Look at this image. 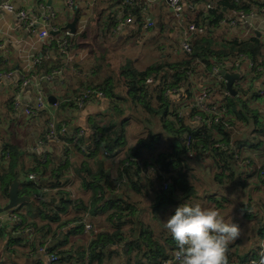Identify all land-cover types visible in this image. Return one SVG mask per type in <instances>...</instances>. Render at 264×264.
Returning a JSON list of instances; mask_svg holds the SVG:
<instances>
[{
  "label": "crops",
  "instance_id": "crops-1",
  "mask_svg": "<svg viewBox=\"0 0 264 264\" xmlns=\"http://www.w3.org/2000/svg\"><path fill=\"white\" fill-rule=\"evenodd\" d=\"M8 1L12 4L13 9H27L32 16H37L40 3H44L46 6L49 3L48 8L55 13L52 22L60 28H63L73 18L74 11L67 9L65 0ZM74 1L77 6V23L75 32L69 38V49L74 50L77 57L75 61L71 62H66L56 54L52 40L55 34L40 38L38 29L24 28L19 25V20L13 12L0 10V158L7 151L6 149L12 148L7 165L10 159L14 158L16 161L15 175L19 173L18 193L29 197V201L23 202L25 204L21 203L23 205L20 204V206L26 219L36 231L34 237L30 239L31 236H28V232L16 230L9 221L3 222L0 225V264H44V255L35 250L40 243L55 250H69V260L72 261L75 253H78L82 246L85 247L97 233L114 232L116 222L110 219L109 213L116 199L124 200L129 206V215L126 217L127 229L121 230L123 238L105 246L107 253L102 257L100 264H149V262L144 263V261L137 260L140 254L133 248L130 250V241L135 240L140 227L145 226L152 230L150 239L157 242L164 239L163 232L156 231L158 225L156 230L153 229V225L159 222L164 224L179 204L169 205L166 208L167 215L163 211L162 214L165 213V215L160 220L149 219V205L158 201L160 192L155 174L149 173L148 176H144L140 173L139 178L133 175L126 177L128 182L122 183L120 191L108 193L104 200H100L96 196L100 190L98 186L100 187L104 182L96 180L93 175L107 169L110 171L106 174L107 180L110 182L117 177L118 166L129 154L137 155L128 157L141 156L152 159L159 151L172 152L174 135L168 131L165 132L164 125L159 121V115H155L152 126L148 122L147 113L138 102L129 101L124 85L127 77L123 72L127 68L142 70L149 65L179 60L182 57L180 55L182 34L174 23L171 10L165 0H154L148 4V16L154 24L143 32L140 31V24L135 20V17L131 24L119 29L113 27L108 9L116 0H95L90 9L86 7L88 0ZM181 1L185 16L194 22L204 23V34L212 36L216 41H227L233 38L246 40L256 36L262 43L261 51L264 53V15L259 11V6H262L264 0H243V10L254 7L255 14L246 22H237L234 25L221 21L226 12L234 4H238L234 0ZM212 1H216L220 6L218 10L207 8V3ZM220 1L223 2L222 6ZM136 3L138 4L137 0L134 5ZM131 8L133 11L134 7ZM82 19H85V26L83 30L77 32V27ZM29 48L32 53L40 56V62L34 66H30L31 62L23 54V51ZM227 60L231 61L232 57ZM59 68L61 69L59 74L50 75L51 71ZM227 70L229 72L242 71L240 76L242 82L238 85V88H242L240 92L242 95L239 97L238 94L229 96L233 99L241 97L245 100L250 108L259 112V120L263 122L264 98L259 95L258 91L264 86V70L252 72L245 62L241 63L238 68ZM25 79L26 83L23 82ZM103 80H108L106 84L112 90L110 95L90 98L80 106L75 104L74 98L81 90L87 85L100 84ZM135 84L138 86L136 82ZM151 84L142 83L141 92H147L152 87ZM190 84L192 85L191 92L193 89L208 85L214 87L207 97L209 103L218 102L224 97L222 82L202 69H195ZM223 84L225 86L224 78ZM179 91L178 95L170 96L171 100H168L164 106L167 112L173 111L178 102L185 100L186 88L184 90L182 87ZM39 93L47 106L52 104L49 98L55 100H53L57 106L54 112L55 130L60 138V141H48L42 146H37V141L45 129L48 117L46 112L42 111L36 116H29L23 110L25 105H35L36 96ZM229 96L224 98L226 102L230 100L227 99ZM16 98L21 101L22 105L17 107L13 105L12 101ZM153 103L155 106L159 104L155 99H153ZM186 103L182 102L183 105ZM118 109H126V111L119 114ZM181 118L188 129L198 126V122L193 119L188 106L183 110ZM124 119L127 120L122 122ZM62 122L68 126V128L66 126V132L70 134L76 132L77 129L84 131L82 142L89 153L73 146L68 148L70 153L65 159L66 147L61 139L66 133L62 135L60 132ZM119 122L124 124L125 137L123 136L115 142L119 146L114 153L109 151L107 155L100 154L97 145H95L96 142H93L96 132L92 130V127H96L97 133L101 134V126H109V130L114 136L115 127L119 126ZM236 128L233 149L241 143L240 148L250 150L249 145L256 144L258 137L251 139L254 132L251 127L247 128L243 123H240ZM149 131L159 133V138L153 143V147L137 148L138 141L145 138ZM263 137V134H259V138ZM256 147L258 149V146ZM65 160L68 162L66 166H63ZM186 162L185 169L188 173L190 168L201 171H210L212 168L211 158L205 157L204 154L188 158ZM42 164L51 170L61 169L63 190L69 192L71 189L76 197L88 204V218L93 231L86 232L83 226L76 222L77 211L69 203L62 213L56 212L59 205L57 190L48 193L42 201H33L31 198L33 188L29 189L30 182L27 173L33 168H37L32 173H35L34 175L38 179V176L42 174L40 168ZM129 181H133L135 185H131ZM26 190H28V194L24 192ZM6 200L7 198L0 194V205L4 204ZM48 201L51 203L46 204L43 207L44 210L38 215L35 211L36 207H41ZM133 208L134 210L131 211ZM234 210L222 209L221 214L225 221L233 220L231 214H234L240 221H245V218L241 216L242 212L238 210L239 213L235 214ZM48 218L55 219L49 221ZM123 226L124 224H122V229ZM38 228H42V230L39 231ZM61 230L64 234L69 232L66 243L63 245L57 244V239L54 237L59 235L58 232ZM162 230L164 233L167 232L164 228ZM250 230L249 235L238 236L228 245L227 250L230 252L231 258H234L235 264H245L258 254L261 236L257 233L258 228ZM41 233H44L45 238L48 239H44ZM28 239L30 240L28 241ZM29 242V245H32L30 247H34L32 252L29 251L27 245ZM126 243H128L127 247H125ZM176 249L177 246L171 250L169 258L161 264H165V262L172 264ZM65 255L67 254L65 253Z\"/></svg>",
  "mask_w": 264,
  "mask_h": 264
},
{
  "label": "trees",
  "instance_id": "trees-1",
  "mask_svg": "<svg viewBox=\"0 0 264 264\" xmlns=\"http://www.w3.org/2000/svg\"><path fill=\"white\" fill-rule=\"evenodd\" d=\"M118 1V0H116ZM115 1V2H116ZM235 2V0H234ZM243 0H238L236 3H240L241 5L234 4L232 8L230 9H240L243 10L242 5ZM135 0L132 2V4L127 6V11L129 14L135 17V20H137L140 24V15H139V8L138 4L134 5ZM223 3V2H222ZM220 1L221 6L223 5ZM134 7L133 11L132 8ZM222 9V8H221ZM251 9V7L249 8ZM248 9V10H249ZM218 10V9H217ZM245 9L244 11H248ZM201 23V22H197ZM204 25V23H202ZM205 26V25H204ZM114 27V23H113ZM115 28V27H114ZM141 30V27H140ZM54 42V41H53ZM54 42V47H55ZM262 43L259 41L258 37L252 36L246 40H238L236 38L227 40V41H216L212 36H208L204 33H202L198 37H194L192 39V50L190 54H184L182 57L179 58V60L173 61V62H161L159 64L155 65H149L146 68L142 70H138L135 68H127L124 70L123 74L125 77H127V81H125V87H126V95L129 96V101L132 102L136 101L140 105V107L147 113L148 116V122L153 126L155 115H159V121L162 122L164 125L165 132H170L174 135L175 140L172 144V152L167 151H159L157 155H155L154 161L159 162L162 165V168L167 173V177L170 180L171 186L169 189L165 191H161L158 193V201L155 203H151L149 205V219H157L160 220L165 215L162 214L163 211H166V208L169 205H173L174 203H180L181 200L187 199L190 196L194 194L193 186L190 184V178L191 174L190 171H194L193 168L189 169V173L186 171L185 166H187V159H191L192 157H195V155H203L206 157L211 158L212 162V168L210 171L204 170V173L208 172L213 173V180L217 183H222V180L224 178L232 179L234 181L238 180L240 181L241 185L246 186V182H252L254 186L257 189H260L259 185H262L264 187V181L259 176V170L255 169L254 165L249 164L245 166H241L237 160L234 158L233 153L238 152L239 154H243L245 151L246 153L252 152V151H258L260 152L259 157L264 156V137L259 138V134L264 135V121L259 120V112L257 110H253L250 108L245 100L238 98L233 99V97L229 96L230 94H223V105L228 109V120L229 123L227 126L223 125L221 122H212L209 127H206L205 125H201L198 123V126L196 128L188 129L183 124L182 115L181 117H177V112L181 110V113H183V110L185 107H187V101L191 97V87L190 84L191 78L188 79L186 73H184L183 70L180 69L181 66L186 64H191V62L195 60H199L200 62H203L206 66H210L213 62H223L233 56H235L238 53H243L247 55L255 64L254 68L260 66L264 68V53L261 51ZM75 65V64H74ZM75 67V66H74ZM195 71V70H194ZM155 74L153 78V82L151 84L152 87L147 92H141L142 83H144L145 77L149 75ZM194 74V72H193ZM108 80H103L100 84H95L89 87L92 88H98L106 94L110 95L111 88L109 85H107ZM135 82L138 84L136 86ZM222 82V81H221ZM166 84L175 85L178 89L176 93L173 95H178L180 93V89L183 87L184 90L186 88V98L183 100L186 104L183 105L182 102H178L176 109L173 111H166L164 109V106L167 104L168 100H171L170 96L173 95H165L163 93L164 86ZM88 86V85H87ZM222 89H226L223 82H222ZM238 90V97L242 95L240 93L242 91V88H237ZM227 99H230L227 102L224 98L228 97ZM124 99V98H121ZM153 99L156 100V103H159L155 106L153 103ZM125 100V99H124ZM131 103V102H130ZM123 107V106H122ZM120 107V108H122ZM191 113L193 112L192 109L188 108ZM119 114L123 113V110L118 109L117 111ZM127 119H124L122 122H125ZM242 122L246 126H251L253 130V134L251 139H255L256 136L258 137V140L256 141V144H250L249 147L250 150H244L241 147V143H239V146H235L236 148L233 149V143L236 136V123ZM61 124H64L63 122ZM65 125V124H64ZM115 127L114 136L112 135V132L109 130V126H101V134L99 133V140L95 143L97 145L100 154L107 155L109 151L111 153H114L116 149L118 148L117 142L120 140L123 136L125 137V129L124 124L118 123ZM67 126V125H65ZM68 128V126H67ZM99 132V131H98ZM62 137V141H70L72 137L74 136V133H68ZM188 133L191 136V144L189 147H186L184 144V134ZM257 133V134H255ZM183 135V136H182ZM246 135V134H245ZM159 138V133H156L154 131H149L148 135L145 138H141L137 143V148L140 147H153V143ZM83 136L79 137L77 139V142L72 143L73 146H77L80 150L86 151V146L82 142ZM221 141L226 145L225 147H218L214 146L215 141ZM82 144V147L79 146ZM258 146V149L257 147ZM7 151L4 152L3 156L0 158V194L3 197L7 198V191L8 186L15 176V168H16V161L10 159L9 164L8 160L10 157V154L12 153V148L6 149ZM70 153L69 149H65V159L68 157V154ZM89 153V151L87 152ZM262 154V155H261ZM131 155H137V154H129L125 156L124 160L120 163V165L127 161L125 165L122 166V170H120V165L118 166L117 171V177L114 178L112 181L108 182L107 180V173L110 171L107 169H104L103 172L99 171L96 174L93 175V177L98 181H103L104 183L101 184V186L98 188L100 189L98 192H100V196H96L100 200H104L106 198V195L108 193L117 191H120V186L122 183H127L126 177H129L130 175H133L136 178H139L140 171L138 169V166L136 162L133 160V158H137L141 156H134V157H128ZM127 157V158H126ZM142 159H148V158H142ZM68 160H65L63 166H66ZM260 164L262 167H264V158H262V161H260ZM3 166V167H2ZM42 169V174L36 177V182L29 180V186L33 191H36V187H45L49 188L50 190L45 191L42 193V197L38 199H33V201H42L45 196L50 193L57 190V193L59 194V205L57 213H62L64 209L66 208V205L70 202V192L63 190V181L61 180V169H55L51 170L48 168L45 164H42L40 166ZM37 168H33L30 170L29 173L35 172ZM192 169V170H191ZM254 171V172H253ZM28 174V173H27ZM35 174V173H34ZM253 177H256L258 184L254 180ZM246 181V182H245ZM225 182V181H224ZM131 185H135L133 181H129ZM28 194V190L24 191ZM215 191H212L213 193ZM31 194V195H32ZM57 197V196H55ZM215 197L217 198V205L221 206H227L226 204H229L228 202V196H219L217 192H215ZM78 198V197H77ZM224 202H220L221 200ZM113 201V200H112ZM110 201V202H112ZM48 203H51L48 201L47 203H43L41 207L37 206L35 211L39 215L41 211L44 210V206ZM168 205H165V204ZM25 204V203H23ZM21 204V205H23ZM53 205V204H52ZM242 206V209H239V211L242 212V217H247L246 212L251 208L247 204H244ZM247 207V208H246ZM81 208H88V204L83 202L80 198H78V204L74 208L77 211V223L82 225L80 222L81 219ZM223 209V207H222ZM16 210L18 211V215L21 217V222L18 225H12V227H15L16 230L25 232V228H30V233L32 239L34 237V234L36 233L34 226L26 219L24 212L22 211V208L20 204L16 207ZM109 217L111 220L116 222V228H114V232L107 233V232H100L97 233L91 240L87 243L85 247L82 246L81 250L78 253H75L73 256V260L70 261V251L69 250H55L52 248H48L50 251H54L60 262H70L71 264H84V254L87 250L88 253V264H100V261L103 256L106 255L107 249L105 246L111 243H116L118 239L122 237V231L124 229H127L126 226V217L129 215V206L128 204L122 200V199H116L114 201V204L112 208L110 209ZM134 208L131 210L133 211ZM174 213V212H173ZM251 216L256 217L257 225L255 228H258V234L261 236L262 239H264V216L257 215L254 212L251 214ZM54 220L55 218H48V220ZM122 224H124L122 229ZM156 227L158 225L155 224ZM164 228V225H163ZM37 230H42V228H38ZM122 230V231H121ZM164 230H166L164 228ZM165 238L159 242L153 241L150 239L152 237V230L149 229L147 226L140 227L139 231L137 232L135 240H131L130 242V250L135 249L140 255H138L137 260L149 262V264H161L164 260L169 258V254L173 248H175L177 245L173 238L171 237L170 233L167 231L164 233L163 230H161ZM60 232V233H59ZM56 235L57 244H65L67 240V234H64L61 231H59ZM41 236H43L44 239L46 235L44 236V233H41ZM123 238V237H122ZM28 239V241L30 240ZM35 243V238L33 239ZM30 242L27 244L29 246V249H34V247H30L32 245H29ZM42 244V243H40ZM44 244V243H43ZM125 245V244H124ZM128 243H126L125 247H127ZM65 253L67 255H65ZM226 256L234 260V258H231L230 252L226 251Z\"/></svg>",
  "mask_w": 264,
  "mask_h": 264
},
{
  "label": "built area",
  "instance_id": "built-area-1",
  "mask_svg": "<svg viewBox=\"0 0 264 264\" xmlns=\"http://www.w3.org/2000/svg\"><path fill=\"white\" fill-rule=\"evenodd\" d=\"M95 0H88L86 2V7L91 8ZM134 0H118L116 3L114 2L109 6L108 13L110 14L112 21L114 23V27L116 29H119L127 24H131L134 16L128 13L127 6L132 4ZM138 1V8H139V15H140V31H147L150 29L154 22L151 18H149L148 13V4L153 2L154 0H137ZM167 5L169 6L171 10V15L174 20V23L179 28L182 34L181 42H180V55L183 56L184 54H190L192 50V39L194 37L200 36L202 33H204L205 27L202 23H197L192 20H190L187 16L183 14V4L181 0H165ZM235 2H238V0H235ZM66 7L68 10H71L72 12L77 8L74 0H65ZM220 6L217 4L216 1H212L211 3H207V8L209 9H218ZM0 10L13 12L16 17L19 20V25L27 28L29 30L38 29V37L40 38H46L50 35L49 31H57L55 36L52 38V40L55 42V51L56 54L61 57L66 62L75 61L77 57V53L74 50H70V35L72 33L66 28L62 29L58 27L55 23H53V18L55 16V13L48 8V5H44V3L39 4V11H37V16H32L30 11L23 8L13 9L12 4L9 3L8 0H0ZM255 8L252 7L248 11H244L241 9H229L225 16L222 18L221 21H223L226 24L234 25L237 22H246L250 17H252L255 14ZM259 11L263 13L264 15V2L262 6H259ZM85 26V19H82L77 27V32L83 30ZM48 28L50 29L48 31ZM23 54L27 60L31 62L30 66H34L40 62V56L37 54H34L31 52V48L26 49L23 51ZM246 63L249 65V70L252 72L262 71L264 70L263 67H256L253 61L245 54L238 53L235 56L232 57L231 61L225 60L223 62H213L210 64V66H206L203 62H200L199 60H195L191 62V64H186L180 67L181 70L186 73L187 78L190 79L193 77V72L196 68L202 69L205 72H207L210 76L213 78H216L217 80H220L223 82V74H221L220 69H231V68H238L241 63ZM61 69H55L50 72V75H57ZM155 74L149 75L145 77L144 83L150 84L153 81ZM26 79L23 81L26 83ZM179 88H177L175 85L166 84L163 89V93L165 95H173L178 91ZM214 90V87L208 85L205 87H201L198 89H193L191 92L190 100L187 102L188 108L192 109V117L194 120H196L199 124H203L206 127H209V125L214 122H221L223 125L227 126L229 123L228 120V109L223 105L222 100L215 102V103H209L207 101L208 95ZM259 95L264 98V86L258 91ZM222 94H229V92L226 89L222 90ZM104 93L101 89L98 88H92V87H85L83 90H81L76 97L74 98V102L77 105H82L86 100L94 97H103ZM14 106H20L22 105L21 101L19 99H14L12 101ZM56 103H52L50 105H46V102L42 95L39 93L36 96V103L33 106L25 105L23 110L24 113L29 116H36L40 114V112L45 111L47 114L46 123H45V129L40 136V138L37 141V146H42L48 141H60L59 136L56 133L55 130V116L54 112L56 109ZM182 113L181 110L177 112V117H181ZM92 130L96 132V135L93 139V142H98L99 140V134L97 133L96 127H92ZM60 132L61 134H65L66 132V126L64 124L60 125ZM84 135V131L82 129H77L74 136L70 141H66L63 144H65V147L71 148L72 143L77 142V139L79 137H82ZM184 144L186 147H189L191 144V136L188 133L184 134ZM79 146L82 147V144ZM214 146L218 147H225L223 142L217 140L214 142ZM252 158H259L260 152L258 151H252L247 153ZM256 155V156H254ZM234 158L237 160V162L241 166L249 165L250 159L248 157H245L244 154H239L238 152L233 153ZM133 160L136 162L139 171L142 175L148 176L149 173H153L157 176L158 179V186L159 189L162 191H165L170 188L171 183L169 178L167 177V173L162 168V165L157 162L153 161L152 159H141L139 157L133 158ZM259 163H254L253 165L257 170H259V176L264 181V167L261 166L260 160H258ZM127 161H124L120 165V170H122V166L125 165ZM28 179H31L36 182L35 175L31 172L27 174ZM50 190L49 188L45 187H36V191L31 195L32 199H38L42 197V193L45 191ZM97 196H100V192L97 193ZM70 206L75 208L78 204V198L73 193V191L70 189ZM81 219L80 222L86 232L93 231L92 224L88 218V208H81ZM172 213L171 215H173ZM9 221L13 225H18L21 222V217L18 215V211L16 210V207L8 209L2 213H0V225H2L3 222ZM26 232H28V236H31L30 228L24 229ZM28 237V238H29ZM34 249H29V251H33ZM35 250L41 252L44 255V264H71L70 262H60L58 259L57 254L54 251L48 250L47 246L45 244H38ZM177 251V249L174 251V253ZM264 256V239L260 240V246L258 250V254L256 257L250 258L245 264H260L261 260ZM174 257V254H173ZM227 264H235V260H231L226 256ZM84 264H88V253L87 250L84 254ZM167 264V262H165Z\"/></svg>",
  "mask_w": 264,
  "mask_h": 264
},
{
  "label": "clouds",
  "instance_id": "clouds-1",
  "mask_svg": "<svg viewBox=\"0 0 264 264\" xmlns=\"http://www.w3.org/2000/svg\"><path fill=\"white\" fill-rule=\"evenodd\" d=\"M164 228L177 245L172 264H227L228 245L241 231L238 224L226 222L219 209L189 203L176 207Z\"/></svg>",
  "mask_w": 264,
  "mask_h": 264
},
{
  "label": "rangeland",
  "instance_id": "rangeland-1",
  "mask_svg": "<svg viewBox=\"0 0 264 264\" xmlns=\"http://www.w3.org/2000/svg\"><path fill=\"white\" fill-rule=\"evenodd\" d=\"M241 82H242V78H239L233 82L234 84L233 86L235 88H238V85H240ZM125 111L126 109L123 110V112ZM240 123L242 122H237L236 127L239 126ZM246 127L248 128L251 126H246ZM243 154L245 157H248L250 159V164L252 165L254 163H259L258 160L262 161V158H264V156L259 158L258 157L252 158L245 152ZM194 167L196 168V164ZM207 173H204V171H201L199 169H194V171L193 170L190 171L191 174L190 184L193 186L194 194L187 199L181 200L182 202L180 204L189 203L193 205L200 204L202 207H213V208L220 207L219 208L220 212L222 211V207L223 210L236 209L234 210V213L236 214L239 213L238 211L239 209L245 207L242 205L247 204L248 202V205L251 208L246 212L247 217H245V221H240L239 219H237V217L234 214H231V217H233V220L231 222H234L239 225L241 229L239 236L249 235L251 232L250 229H254L257 225L256 217L251 216V214L254 212L257 215L264 216V187L258 184L256 177L253 178L256 181V183L260 186V189H257L252 182L248 183L245 181L246 182V186H245V185H241L240 181L238 180L234 181L230 178L228 179L224 178L222 180V183L219 184L216 181L214 182L212 178L213 173H209V174ZM212 191L217 192L220 197L222 195L225 197L228 196L229 198L227 200L229 204H227V206L217 205V203H215L217 202V198L215 197V192L211 193ZM220 202H224V201L221 200ZM165 213L167 215L168 211H165ZM163 225L164 224L159 222L158 229L156 230V225H153V229L156 231L162 230Z\"/></svg>",
  "mask_w": 264,
  "mask_h": 264
},
{
  "label": "water",
  "instance_id": "water-1",
  "mask_svg": "<svg viewBox=\"0 0 264 264\" xmlns=\"http://www.w3.org/2000/svg\"><path fill=\"white\" fill-rule=\"evenodd\" d=\"M47 5H49V3H47ZM76 23H77V9L74 10L72 20L67 22L64 25L63 29L67 28L71 33H74L76 28ZM56 33L57 31H50V34H56ZM220 72L224 76L225 87L228 90L229 94L232 96L236 95L238 93V90L233 86V82L234 80L240 78L242 71L238 70V71L229 72L227 69L222 68L220 69ZM49 100H51V103L55 101L54 98L52 99L49 98ZM18 185H19V173H16V175L13 177V179L11 180L8 186L7 200L4 204L0 205V213L7 209L16 207L23 202L29 201L28 196L20 195L18 193Z\"/></svg>",
  "mask_w": 264,
  "mask_h": 264
},
{
  "label": "flooded vegetation",
  "instance_id": "flooded-vegetation-1",
  "mask_svg": "<svg viewBox=\"0 0 264 264\" xmlns=\"http://www.w3.org/2000/svg\"><path fill=\"white\" fill-rule=\"evenodd\" d=\"M76 10V9H75ZM153 82V81H152Z\"/></svg>",
  "mask_w": 264,
  "mask_h": 264
}]
</instances>
